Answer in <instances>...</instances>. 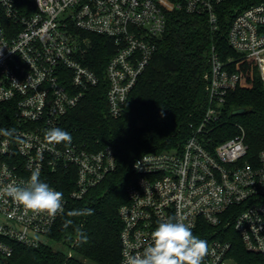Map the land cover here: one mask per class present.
Here are the masks:
<instances>
[{
	"label": "built area",
	"instance_id": "obj_1",
	"mask_svg": "<svg viewBox=\"0 0 264 264\" xmlns=\"http://www.w3.org/2000/svg\"><path fill=\"white\" fill-rule=\"evenodd\" d=\"M224 1L0 0V105L12 112V118L0 117V129L15 130L11 137L0 133V190L12 183L26 186L33 172L47 183L48 172L69 167L75 185L63 194L64 210L70 198H85L117 168L114 149L74 139L51 145L45 132L61 128L68 112L101 82L86 64L91 34L111 40L107 98L110 114L119 117L158 49L170 13L204 16L218 30L217 6ZM227 34L232 48L257 61L264 86V1L234 8ZM232 61L212 46L202 123L181 147L149 152L134 162L128 201L119 208L121 264L126 253H142L152 231L169 217L183 219L207 241L203 264H239L233 241L224 238L231 223L256 264H264V149L250 157L244 130L215 141L206 128L239 86ZM61 214L36 212L0 196V264H8L14 241L49 244Z\"/></svg>",
	"mask_w": 264,
	"mask_h": 264
},
{
	"label": "trees",
	"instance_id": "obj_2",
	"mask_svg": "<svg viewBox=\"0 0 264 264\" xmlns=\"http://www.w3.org/2000/svg\"><path fill=\"white\" fill-rule=\"evenodd\" d=\"M264 0H226L217 6L219 29L213 30L204 16L172 11L163 37L150 64L132 90L121 116L109 112L105 68L112 53L111 40L91 34L88 64L100 75L99 85L89 89L82 102L63 118L61 129L72 139L91 147L111 146L117 168L85 198H70L64 212L49 233L57 246L34 247L12 242L8 264H121L120 233L123 222L120 206L128 201L127 183L133 179V164L142 155L181 147L193 129L204 120L208 93L205 73L209 70L212 46L224 59L232 58L231 68L241 80L222 108L219 117L207 125L215 141L245 131L249 156L264 149V86L254 58L236 51L228 41L234 8ZM7 104L0 105V117L12 118ZM246 111L233 115L232 111ZM68 196L75 185L74 170L61 167L44 179ZM91 209L93 214H80ZM234 253L239 264H256L234 228L229 225ZM72 251V254H69Z\"/></svg>",
	"mask_w": 264,
	"mask_h": 264
},
{
	"label": "clouds",
	"instance_id": "obj_3",
	"mask_svg": "<svg viewBox=\"0 0 264 264\" xmlns=\"http://www.w3.org/2000/svg\"><path fill=\"white\" fill-rule=\"evenodd\" d=\"M0 133L13 136L15 130L0 129ZM46 141L51 144L71 143L69 132L54 127L45 132ZM0 196L12 198L18 204L36 212H45L51 216L63 213V193L40 181L39 173L33 172L26 186L15 183L0 190ZM80 214H93L91 209ZM209 254L206 240L193 233L192 226L183 219L169 217L158 223L151 233V243L144 247L142 253L125 254L123 264H203Z\"/></svg>",
	"mask_w": 264,
	"mask_h": 264
},
{
	"label": "water",
	"instance_id": "obj_4",
	"mask_svg": "<svg viewBox=\"0 0 264 264\" xmlns=\"http://www.w3.org/2000/svg\"><path fill=\"white\" fill-rule=\"evenodd\" d=\"M245 111H246L245 107H238V108L233 109L232 114L237 115V114L244 113Z\"/></svg>",
	"mask_w": 264,
	"mask_h": 264
},
{
	"label": "rangeland",
	"instance_id": "obj_5",
	"mask_svg": "<svg viewBox=\"0 0 264 264\" xmlns=\"http://www.w3.org/2000/svg\"><path fill=\"white\" fill-rule=\"evenodd\" d=\"M50 243H51L52 245H55V246H57L55 242H52V241H50Z\"/></svg>",
	"mask_w": 264,
	"mask_h": 264
}]
</instances>
